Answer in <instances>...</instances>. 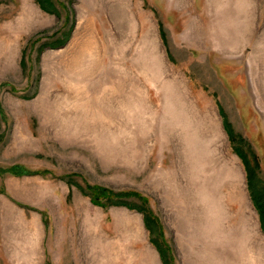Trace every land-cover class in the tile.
Segmentation results:
<instances>
[{"label": "rangeland", "instance_id": "374dc122", "mask_svg": "<svg viewBox=\"0 0 264 264\" xmlns=\"http://www.w3.org/2000/svg\"><path fill=\"white\" fill-rule=\"evenodd\" d=\"M55 6L0 0V166L48 170L0 175V264H164L141 213L92 203L86 182L145 195L174 264H264L224 124L264 180V0Z\"/></svg>", "mask_w": 264, "mask_h": 264}, {"label": "trees", "instance_id": "16d2710c", "mask_svg": "<svg viewBox=\"0 0 264 264\" xmlns=\"http://www.w3.org/2000/svg\"><path fill=\"white\" fill-rule=\"evenodd\" d=\"M35 3L38 7L48 13L53 14L56 17L59 16V11L55 6V0H35ZM58 4L63 6L62 3L58 1ZM64 8V6H63ZM70 16L69 13L66 12L64 17V24L66 25ZM71 25L67 28L61 30L60 36L53 37L49 41H44L40 43L36 51L40 53L44 47L48 48H58L61 47L66 40L69 38ZM64 25V26H65ZM159 35L160 31H159ZM20 63H22V58L24 54V48L21 50ZM33 94L28 95L26 97H31ZM222 109V108H221ZM220 110V109H219ZM223 110V109H222ZM221 111L224 117V111ZM224 124L226 125L227 132L229 133V139L234 145L235 151L241 156L242 161L245 165L246 175H247V183L249 186L251 197L257 206V209L260 214L261 226L264 230V180L259 175L260 164L255 150L253 149L251 143L246 140V138L238 133L234 132L233 128L230 126V123L225 120ZM231 127V128H230ZM48 170L44 168L39 169H30L22 164H10L5 167L0 166V175L12 174V175H21V174H39L44 175ZM66 180L69 184L76 183L73 178L66 177ZM82 193L87 194L89 199L94 204H123L129 208H134L141 213L142 221L144 227L149 233V240L156 247L159 256L164 264H174L169 253L168 244L162 239V230L160 227V223L158 217L154 214L152 209L149 207L147 198L145 195L141 194L139 191L135 189H124V190H116L109 189L105 186L96 184V183H84L82 186L78 183L75 184ZM102 198V200H101ZM130 198V199H126ZM134 199V200H133ZM44 223L46 221L42 220ZM48 262V261H47Z\"/></svg>", "mask_w": 264, "mask_h": 264}]
</instances>
